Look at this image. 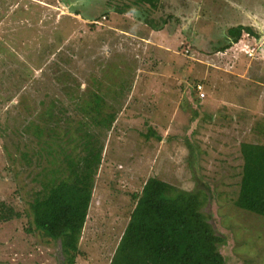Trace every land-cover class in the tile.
I'll list each match as a JSON object with an SVG mask.
<instances>
[{
	"label": "rangeland",
	"instance_id": "rangeland-1",
	"mask_svg": "<svg viewBox=\"0 0 264 264\" xmlns=\"http://www.w3.org/2000/svg\"><path fill=\"white\" fill-rule=\"evenodd\" d=\"M239 2L161 0L153 9L137 0H0V203L22 213L0 223V264L61 261L57 243L30 232L26 215L39 188L37 173L53 168L50 151L31 168L22 156L38 149L25 132L42 124L46 106L64 118L69 136L80 137L98 155L76 264L111 263L135 208L133 196L152 177L208 196L204 212L226 240L221 250L228 264H264V217L235 206L241 147L264 145V110L249 114L251 96L264 90L254 87L253 73L242 77L238 56L257 61L264 35L233 39L235 50L228 55L229 49L220 51L227 31L209 34L224 29L219 18L225 8L231 21L247 9L262 13L258 0H247L241 11ZM153 32L171 42L167 53L150 42ZM256 64L258 71L264 68V62ZM95 92L117 112L110 131L81 110ZM67 139L54 148L59 167L61 152L69 154L76 145Z\"/></svg>",
	"mask_w": 264,
	"mask_h": 264
},
{
	"label": "trees",
	"instance_id": "trees-1",
	"mask_svg": "<svg viewBox=\"0 0 264 264\" xmlns=\"http://www.w3.org/2000/svg\"><path fill=\"white\" fill-rule=\"evenodd\" d=\"M160 1L137 0V4L155 9ZM240 38L238 34L236 40ZM82 105L81 110L98 127L108 131L113 128L117 112L103 95L92 93ZM55 110L52 106L44 107L43 125L26 127L25 133L35 138L38 149L32 154L28 151L22 154L25 164L31 168L37 158L45 160L46 151H50L46 154L47 161L54 155L50 160L53 168H42L37 173L34 181L39 183V188L28 203L26 215L34 227L30 232L39 231L57 243L60 264H76L99 171L98 155L80 137H75L77 144L69 136L71 129ZM64 137L68 138L67 143L76 145L69 154L61 152L64 159L59 167L54 148L58 142L65 143ZM241 154L243 168L235 206L264 217V145L243 144ZM207 200L203 193L179 191L156 177L149 178L141 193L133 196L135 208L110 264H228L221 250L226 240L216 233L204 212ZM21 217V212L0 203V223Z\"/></svg>",
	"mask_w": 264,
	"mask_h": 264
},
{
	"label": "crops",
	"instance_id": "crops-1",
	"mask_svg": "<svg viewBox=\"0 0 264 264\" xmlns=\"http://www.w3.org/2000/svg\"><path fill=\"white\" fill-rule=\"evenodd\" d=\"M246 1L247 0H240V2H239L240 3V10H238V11L242 10V7L246 4ZM259 2H260L259 5H261V10L257 9V11L262 12V13H260V14L257 13L255 11V9H254V11H249L247 9V11L244 13L243 16L236 18V19H232V21L230 20L231 17L228 16L229 13L227 12V10H229L230 8H225L223 6V8H225V9L224 10L222 9L223 10L222 16L219 19H221L220 20L221 26L224 29L219 30V28L217 29L216 27H214V29L212 31L210 30V32H209V34L211 36H213V35L218 36V35L223 34L222 33L223 30L225 32L227 31L226 32L227 39H225V40H227L228 43H226V45L224 47H222V49L220 51H226V50L228 51V49H229L230 51H228L227 54L231 55L232 51L235 50V49H233L232 45H235L234 40H236V39L231 38L232 37L231 35L236 34L234 32H238L236 34V36H238V34L243 36L244 34L249 35L251 33L252 34L251 36L253 37L254 40L260 39V37H262L264 35V0L263 1L258 0L257 3H259ZM236 4H238V3H236ZM233 9L235 11L237 10L235 8H233ZM254 19H257L258 23H257V21H253ZM216 21H218V18L216 19ZM226 25H228V27ZM158 31H161V30H158ZM151 36L152 37L150 39V42L159 43L160 44V46H159L160 50L163 53H167L168 52L167 51L168 50V48H167L168 44H171V42L170 43L167 42L166 37H165L166 35H164V33H162V32H153V33H151ZM260 51L261 52L259 54V59L257 61L251 62V60H248L246 58V56L243 57L244 55H239L238 61H240V67L242 68L241 69L242 77H246L247 79H249L248 73H253L254 76H252L250 78L256 79V81L254 83L255 84L254 87L259 86L262 88V90H264L263 89L264 88V68L261 67V70L258 71V69H256V66L257 65L259 66V64H256L253 67V63H255V62L256 63L264 62V47H262ZM222 53H224V52H222ZM236 55H238V53ZM224 66H228V64H225ZM220 69L221 68H219V67H215V70H220ZM215 70L213 72V74L215 76H217V74H220L219 72H216ZM209 74H211V72ZM223 74H225V76H229L228 73H223ZM211 79H212V77H211ZM101 95L104 96V94H101ZM254 95L251 96V98H252V100H254L253 103L254 102L255 103L252 104V102H251V104H249L252 106V108L249 107L250 108L249 111H251V113H249V114H252L253 111H257L258 108H262L264 110V92L262 94L257 95V96H254ZM258 103H260V104L258 105ZM229 108H232V107H229Z\"/></svg>",
	"mask_w": 264,
	"mask_h": 264
},
{
	"label": "built area",
	"instance_id": "built-area-1",
	"mask_svg": "<svg viewBox=\"0 0 264 264\" xmlns=\"http://www.w3.org/2000/svg\"><path fill=\"white\" fill-rule=\"evenodd\" d=\"M254 51H255V49L252 50V52H254ZM252 55H253V53H252ZM252 55H251V56H252ZM196 89H197V91H198V94H199L200 98H201V99H204V98H205V93H204V91H203V86H202V85H198V86L196 87Z\"/></svg>",
	"mask_w": 264,
	"mask_h": 264
}]
</instances>
